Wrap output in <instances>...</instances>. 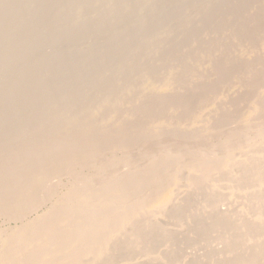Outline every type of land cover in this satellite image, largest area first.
Wrapping results in <instances>:
<instances>
[{"label": "rangeland", "instance_id": "rangeland-1", "mask_svg": "<svg viewBox=\"0 0 264 264\" xmlns=\"http://www.w3.org/2000/svg\"><path fill=\"white\" fill-rule=\"evenodd\" d=\"M0 264H264V0H0Z\"/></svg>", "mask_w": 264, "mask_h": 264}, {"label": "bare ground", "instance_id": "bare-ground-1", "mask_svg": "<svg viewBox=\"0 0 264 264\" xmlns=\"http://www.w3.org/2000/svg\"><path fill=\"white\" fill-rule=\"evenodd\" d=\"M222 154V153H221ZM212 162V161H211ZM111 171H113V170H111ZM110 173V172H109ZM12 236H14V235H12ZM12 236H10V238L12 237ZM10 238H9V240H10ZM13 238V237H12ZM11 238V239H12ZM106 251V248H104V252Z\"/></svg>", "mask_w": 264, "mask_h": 264}]
</instances>
